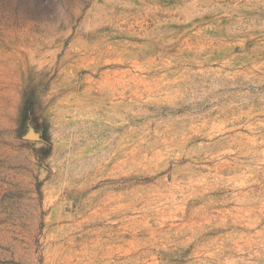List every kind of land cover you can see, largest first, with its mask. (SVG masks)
<instances>
[{"label":"rangeland","instance_id":"374dc122","mask_svg":"<svg viewBox=\"0 0 264 264\" xmlns=\"http://www.w3.org/2000/svg\"><path fill=\"white\" fill-rule=\"evenodd\" d=\"M0 264H264V0H0Z\"/></svg>","mask_w":264,"mask_h":264}]
</instances>
